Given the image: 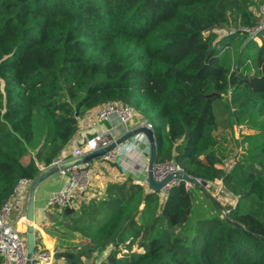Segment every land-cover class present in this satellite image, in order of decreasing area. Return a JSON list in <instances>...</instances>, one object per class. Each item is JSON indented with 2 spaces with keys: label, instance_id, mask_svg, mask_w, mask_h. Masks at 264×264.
Segmentation results:
<instances>
[{
  "label": "trees",
  "instance_id": "obj_1",
  "mask_svg": "<svg viewBox=\"0 0 264 264\" xmlns=\"http://www.w3.org/2000/svg\"><path fill=\"white\" fill-rule=\"evenodd\" d=\"M263 1L0 0V210L61 157L80 117L117 101L152 124L156 165L221 179L233 205L191 224L184 182L162 195L110 181L56 206L54 264H264V31L231 29L256 25ZM235 124L251 132L224 167L219 130Z\"/></svg>",
  "mask_w": 264,
  "mask_h": 264
},
{
  "label": "built area",
  "instance_id": "obj_2",
  "mask_svg": "<svg viewBox=\"0 0 264 264\" xmlns=\"http://www.w3.org/2000/svg\"><path fill=\"white\" fill-rule=\"evenodd\" d=\"M258 22L254 26H234L231 29L233 31H239L243 33H247L250 38L257 39L258 35L264 31V1L261 3L258 9ZM115 116L117 122L121 125L125 126L127 130L138 127L140 125H144L148 128L153 129L151 123L146 121L145 119L139 118L134 121L138 116L136 111L129 106L122 105L117 101H111L104 104L101 107L95 108L87 112L84 116L79 118L78 124L81 125L85 121H89L90 119L96 121L100 127L97 132H95L91 137H88L83 141L82 146L75 147L73 149V158L84 155L85 153L91 152L93 150L105 147L113 142L117 137L113 134V127H102L101 125L104 121L110 120ZM135 122L132 126L130 123ZM119 146L111 151L107 156L103 159H111L115 158L119 153ZM62 157L56 159L52 162V164L48 167H43L42 171L53 166L59 164L63 161H66ZM69 160V159H68ZM234 160H232L231 164H233ZM230 164V165H231ZM147 171V166H146ZM69 171L71 173V177L68 179L65 188L60 191L55 192L48 201L49 207L55 206H64L70 205L74 202L75 196L84 190H87L92 186L93 181L97 179H101V172L91 168L90 163L83 164L79 166L72 167L66 171H62L65 173ZM174 171H183L182 167L175 164L172 161H168L164 164L155 165L154 167V175L156 179L160 180L165 175ZM34 180L30 179H21L14 190L13 195L9 198V200L2 206L0 210V256L3 257L2 264H25L26 263V252H27V244H26V233L23 229H20L18 226L23 221L26 225V212H27V204L28 200L24 202L23 198V189L25 187H31ZM181 182L185 183L187 189H193L195 186L191 183L183 181L181 179H175L170 185H168L163 191H161L162 195H164L168 188L171 185L180 184ZM136 183L145 184L142 181H136ZM147 185V181H146ZM215 195H219L224 190V185L221 179L215 181ZM148 186V185H147ZM209 184L206 183L204 187H208ZM149 188V187H148ZM103 192H99L96 195H101ZM95 196V195H94ZM17 211L18 216L15 222L11 220V214ZM224 214H228V210ZM15 223V224H14ZM36 226V225H35ZM37 228V227H36ZM25 233V234H24ZM54 253L45 248L44 246H38L35 249L33 254V262L32 264H54Z\"/></svg>",
  "mask_w": 264,
  "mask_h": 264
},
{
  "label": "crops",
  "instance_id": "obj_3",
  "mask_svg": "<svg viewBox=\"0 0 264 264\" xmlns=\"http://www.w3.org/2000/svg\"><path fill=\"white\" fill-rule=\"evenodd\" d=\"M97 108H95L96 110ZM137 117L134 121L138 120ZM135 122L130 123L132 126ZM102 127H113V134L116 137H119L123 133L127 131V128L120 123L117 122L115 116H113L110 120L104 121L101 125ZM100 125L90 119L89 121L83 122L79 125V129L75 136L71 139L69 144L63 150L61 157L64 159L73 158V149L75 147L82 146L83 141L88 137H91L95 132L98 131ZM146 140V137L142 134H139L123 144L119 146V153L115 158L111 159H97L90 163L91 168L98 170L101 172V179H97L93 181L91 187L87 190L79 192L75 198L74 202L82 201L89 197H92L99 192H104V189L108 182L114 180H122L125 177H132L134 181H142L146 185L147 181V173H145L138 163L130 164L126 162V158L129 154H131L137 144H141ZM131 152V153H130ZM71 177V173L69 171L65 173H57L52 175L51 177L44 180L36 189L35 192V225H36V233L37 238L39 240V246H44L47 249H50L53 253L56 247V237L47 232V228H51L54 225L55 221L58 219L59 209L55 207H49L48 201L49 198L57 191L65 188L68 179ZM148 187V186H147ZM29 187H25L23 189V198L24 202L28 200L29 196ZM227 197V196H226ZM228 199H230L228 197ZM231 200V199H230ZM18 214L17 211H14ZM50 238L51 246L48 244L46 238Z\"/></svg>",
  "mask_w": 264,
  "mask_h": 264
},
{
  "label": "water",
  "instance_id": "obj_4",
  "mask_svg": "<svg viewBox=\"0 0 264 264\" xmlns=\"http://www.w3.org/2000/svg\"><path fill=\"white\" fill-rule=\"evenodd\" d=\"M142 134L146 137L149 145V157L147 162V185L152 192L163 191L168 185H170L175 179H181L188 183L193 184L196 187H203L206 185V181L190 176L184 171H174L165 175L162 179H156L154 175V167L156 165V140L154 135V130L148 128L144 125L127 130L125 133L117 137L109 145L93 150L91 152L85 153L82 156L74 157L69 160L63 161L59 164L53 165L45 170H43L36 179H34L28 196L27 212H26V263L32 264L33 254L36 249V226H35V192L38 186L47 178L66 171L72 167L88 164L94 160L102 159L107 156L111 151L116 149L118 146L126 142L127 140ZM241 227V226H239Z\"/></svg>",
  "mask_w": 264,
  "mask_h": 264
},
{
  "label": "rangeland",
  "instance_id": "obj_5",
  "mask_svg": "<svg viewBox=\"0 0 264 264\" xmlns=\"http://www.w3.org/2000/svg\"><path fill=\"white\" fill-rule=\"evenodd\" d=\"M258 6L256 7V9ZM239 44L235 43L234 45L237 46ZM251 52L254 51V48L250 49ZM228 94L224 95V100L227 101ZM216 114L218 115V119H223L221 115V110L224 108V104L222 101H218L216 103ZM220 134L219 137L220 140V147H221V154H222V166L228 167L231 164V159H233L234 153L239 149L238 145V139L241 138V133H249L251 130L248 129V126L246 124L242 125H233L232 128H227L225 130L221 129L219 130ZM131 153V152H130ZM149 157V145L147 139L142 142L141 144H137L134 151L128 155L126 158V162L130 164L138 163L141 167V169L146 173V166L148 162ZM193 199H194V206L192 215L190 218L191 224L195 222L198 218L205 217V216H226L224 214L227 210V207L230 205H233V201L228 199V196L220 193L219 195H215V189L213 187H202L201 188H193ZM227 196V197H226ZM215 203H218L220 207L218 208ZM18 214L13 212L11 214V220L12 222H15L17 219ZM139 219H143V216L140 215ZM15 224V223H14ZM20 229H23V231L26 233V225L23 223V221L18 226ZM63 231L65 229L63 227H60ZM24 233V234H25ZM37 237V233H36ZM48 244L51 246V240L50 238H46ZM134 251L141 252L142 249L135 246L133 248Z\"/></svg>",
  "mask_w": 264,
  "mask_h": 264
}]
</instances>
